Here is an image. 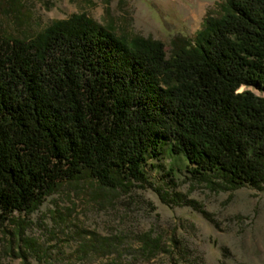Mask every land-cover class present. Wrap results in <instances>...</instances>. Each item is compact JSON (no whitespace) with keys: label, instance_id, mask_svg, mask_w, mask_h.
<instances>
[{"label":"trees","instance_id":"obj_1","mask_svg":"<svg viewBox=\"0 0 264 264\" xmlns=\"http://www.w3.org/2000/svg\"><path fill=\"white\" fill-rule=\"evenodd\" d=\"M220 7L194 39H175L169 56L162 42L119 35L85 14L30 39L0 35V227L65 183L153 188L143 166L164 143L200 183L261 189L264 0ZM24 231L19 243L36 250ZM142 241L146 252L160 246L150 234ZM113 247L95 236L78 252Z\"/></svg>","mask_w":264,"mask_h":264},{"label":"rangeland","instance_id":"obj_2","mask_svg":"<svg viewBox=\"0 0 264 264\" xmlns=\"http://www.w3.org/2000/svg\"><path fill=\"white\" fill-rule=\"evenodd\" d=\"M223 2L0 0V35L30 39L85 14L119 35L160 41L169 56L173 41L194 39ZM161 153L143 166L153 188L125 194L65 183L35 213L15 214L16 222L0 227V264H264V186L220 191L191 178L187 159L169 144ZM23 229L36 250L19 243ZM146 234L160 238L157 250L143 251ZM95 236L112 241L110 253L78 252Z\"/></svg>","mask_w":264,"mask_h":264}]
</instances>
